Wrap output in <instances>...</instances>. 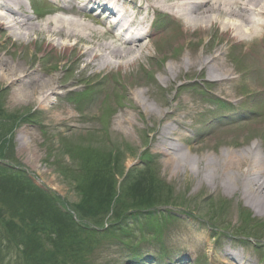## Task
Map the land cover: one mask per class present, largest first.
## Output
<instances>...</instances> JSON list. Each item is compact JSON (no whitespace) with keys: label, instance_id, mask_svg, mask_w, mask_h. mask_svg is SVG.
Segmentation results:
<instances>
[{"label":"rangeland","instance_id":"374dc122","mask_svg":"<svg viewBox=\"0 0 264 264\" xmlns=\"http://www.w3.org/2000/svg\"><path fill=\"white\" fill-rule=\"evenodd\" d=\"M40 7L24 4L31 17L46 18L47 7ZM172 20L154 28L147 58L98 72L81 71L76 53L67 58L45 41L23 44L0 34L5 61L53 66L61 85L73 84L62 98L78 116L45 119L36 105L10 103L0 84V175L10 184L0 187V264H264V208L257 212L215 188L210 176L199 182L193 163L219 147L229 151L226 142L264 150V40L234 39L215 26L189 30ZM188 52L220 55L234 83L220 91L216 75L198 68L162 83L161 68ZM141 93L144 107L136 99ZM123 111L134 121L120 129ZM173 117L181 119L182 136ZM170 123L176 140L165 147L180 146L188 172L171 170L157 152L156 133ZM79 150L89 165H101L88 168Z\"/></svg>","mask_w":264,"mask_h":264},{"label":"bare ground","instance_id":"6f19581e","mask_svg":"<svg viewBox=\"0 0 264 264\" xmlns=\"http://www.w3.org/2000/svg\"><path fill=\"white\" fill-rule=\"evenodd\" d=\"M25 2L29 5V0H0V34L7 40L15 39L23 44L45 41L46 48L60 50L67 58L70 53H76L75 62L80 64L81 71L127 69L147 58L152 42L149 32L139 30V27L147 25L149 12L178 19L189 30L215 26L231 33L234 39L264 40V0H69L63 4L57 2V6L49 9L50 15L46 18L31 17L24 10ZM94 6L106 16H112L113 25L107 26L105 20L98 19L88 23L85 20L91 17L88 10ZM115 29H118L117 34ZM12 61H5L0 56V84H6L10 103L27 107L36 105L45 119H74L75 115L62 98L65 91H71L73 84L61 85L53 66L38 70L31 62L20 65ZM194 68L207 70L212 79L216 75L215 82H218L220 91L234 83L231 71L220 55L206 58L203 53L193 52H188L183 60L170 64L167 69L161 68L164 76L161 82H171L182 69ZM143 94L136 97L142 107L145 106L140 101ZM84 117L92 119L87 114ZM180 120L173 117L172 122L179 123L182 136L185 128ZM133 121V116L123 111L116 117V126L124 129ZM173 123L164 124L156 133L160 136L157 152L165 156L164 163L171 170L179 167L188 172L191 165L180 146L171 144L165 147L166 141L176 140L169 138L176 131ZM226 145L229 151H222L219 147L218 152L211 150V156L201 155L193 161L199 182L210 176L216 182L215 188L222 187L261 212L264 208L263 148L255 142L247 145L244 141L226 142ZM191 149L199 150V147H189L187 152L190 153Z\"/></svg>","mask_w":264,"mask_h":264},{"label":"trees","instance_id":"16d2710c","mask_svg":"<svg viewBox=\"0 0 264 264\" xmlns=\"http://www.w3.org/2000/svg\"><path fill=\"white\" fill-rule=\"evenodd\" d=\"M78 155L77 156H79V155H82V159H85L82 163L84 164V165H89L88 164V154L86 153V152H84V151H79L78 153H77ZM101 158L98 156V158H97V160L99 161ZM97 161V162H98ZM95 165H100V163L98 162L97 164H95ZM95 165H89L88 166V168H90V169H95V167H97V166H95ZM95 171V170H94ZM93 173V172H92ZM108 177H106L105 179H107ZM7 180H8V178H7ZM5 184V177H3V176H1L0 175V187H2V186H7V187H9V183L7 184V185H4ZM0 208H3V209H5L4 207H3V205L2 204H0ZM62 217H64V218H67V219H69L70 218V216L68 215V214H65V216H63V215H61ZM69 222L71 223V225H74V222L71 220V219H69ZM38 233V232H37ZM20 245H22L21 247H22V250H23V248H24V250H27V248H28V246H26V245H24V244H20Z\"/></svg>","mask_w":264,"mask_h":264}]
</instances>
